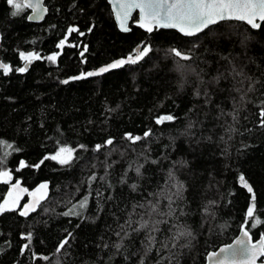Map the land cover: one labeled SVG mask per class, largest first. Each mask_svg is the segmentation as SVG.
<instances>
[{"label": "trees", "instance_id": "obj_1", "mask_svg": "<svg viewBox=\"0 0 264 264\" xmlns=\"http://www.w3.org/2000/svg\"><path fill=\"white\" fill-rule=\"evenodd\" d=\"M45 4L46 18L34 23L29 9L13 17L11 6L0 0V59L15 69L25 63L20 52L42 57L25 73L0 70V171L13 176L10 184L0 182V202L18 180L29 189L49 183L47 198L35 212L21 216L18 208L0 214V264H206L208 253L232 242L242 226L254 240L264 237V127L259 121L264 26L253 30L244 22L222 21L207 34L186 37L169 29L148 33L132 22L131 30L122 32L107 0ZM70 27L78 32L68 35ZM66 36L65 47L58 49ZM139 46H150L151 53L137 65L71 79L135 55ZM172 49L192 59L181 60ZM54 53H60L55 63L44 59ZM177 64L187 70L177 71ZM233 64L242 75L231 73ZM221 73L225 78L216 83ZM166 114L175 120L156 124ZM149 130L151 135L135 144L124 138L125 133L143 137ZM109 138L114 144L96 151ZM61 146L76 150L71 165L44 160L34 167ZM20 161L29 166L17 170ZM170 171L184 185L182 197L172 215L153 217L166 223L159 224L156 244L145 255V231L126 226L127 235L116 232L130 215L140 221L143 210L133 212L134 205L165 191ZM157 198L160 211L168 212V200ZM253 202L254 218H248ZM73 206L80 215H64ZM255 219L261 223L252 227ZM177 227L192 236L172 248ZM28 233L31 243L22 252ZM69 233V244L57 253Z\"/></svg>", "mask_w": 264, "mask_h": 264}, {"label": "snow or ice", "instance_id": "obj_2", "mask_svg": "<svg viewBox=\"0 0 264 264\" xmlns=\"http://www.w3.org/2000/svg\"><path fill=\"white\" fill-rule=\"evenodd\" d=\"M7 4L11 6L13 11L11 15L13 17L18 16L21 11L25 8L31 9L33 15L29 16L28 19L34 18H42V13L46 12L47 9L41 6V0H26L23 5L17 0H6ZM115 15L116 19L119 21V26L122 31L128 32L129 28L127 26V21L129 17H131L134 10H139V27L145 29L147 32L151 33L156 28L162 29H176L181 34L186 37H195L200 34H207V30L210 29L211 26L217 25L222 21H238L246 23L253 30H260L262 26H264V0H115ZM68 35H71L73 32H78V29L75 27H70L68 30ZM80 35H84V33H79ZM242 41L241 43H243ZM67 43V36L65 39H62L57 44L58 49H63ZM75 47V45H72ZM87 51V47L81 51V56L83 57L84 52ZM151 48L150 46H143L135 51V55H129L126 58H120L111 62L105 66L99 67L97 70L88 71L87 73H81L76 77H72L73 80H81L90 77L100 76L102 74L108 73L112 70L121 69L126 65H137L140 62L146 60V58L150 55ZM172 53L175 57L188 61L191 60L192 57L189 54L182 53L178 49H172ZM60 53H54L44 59H47L50 62L55 63L57 61ZM20 59L24 61V65L18 68L13 69L7 63H0V69L3 70L4 75H8L13 70L19 73H25L28 71V66L33 61L41 60L42 57L36 52H20ZM187 70L186 65L177 64V71L183 73ZM231 73L233 75H242V71L237 68L235 64L231 67ZM225 78L224 74L221 73L215 80L216 83L219 82L220 79ZM251 82L250 77H245ZM63 83H69V80L63 81ZM252 87H250L248 91H251ZM239 91V89H237ZM246 94V93H245ZM243 99V96L241 97ZM235 118V117H234ZM175 120V117L170 114L162 115L156 119V124L162 125L166 122H172ZM259 121L260 126L264 127V108L260 109L259 112ZM193 125H189L192 127ZM231 130V129H229ZM151 135L150 130L146 131L143 137L138 135H133L132 133H125V139L129 142L135 144L140 142L141 140L149 137ZM3 142H0L2 145ZM114 144V139H107L103 145L97 144L96 151H100L103 147H109ZM6 147L11 148L12 145H6ZM81 148L84 146L81 145ZM75 149L68 146L59 147L58 151L55 154L45 156L38 164L34 165V167L39 168L41 164H43L44 160H53L58 162L61 166H68L73 163V161L77 158L75 155ZM7 155V154H5ZM155 162V161H154ZM4 163L3 159H0V164ZM24 161H20L19 167L17 170L28 167ZM142 167V166H141ZM137 174H140V167L135 169ZM96 176L93 175L90 177V180H95ZM239 180L243 187H245L249 193L253 192L252 187L249 186L245 177L241 175ZM12 181V175L9 171H0V182L10 184ZM170 193L167 191L168 189H173ZM184 185L180 182H175V177L173 172H169V179L167 182V188L165 191H162L153 195V199L144 204L134 205L133 212H136V209H142L143 215L141 216L140 221L134 222L131 219V215L129 219L125 222V225H119V231L116 232L118 237L121 236V233L127 235L124 232L125 227L131 228V230L135 233H140L142 230L145 231V255L151 251L152 247L156 244V238L154 233L159 230L160 223H166V220H154V216H170L173 214V204L176 203V200L182 197ZM47 183H41L35 191L30 192L26 188H22L20 182L17 181L15 184H12L11 191L7 194V198L0 202V214L15 211L20 208V200L22 199V193L27 192L30 197H32V202L27 203L23 206V208L19 211L21 216H27L31 212H35L38 207L41 206L42 201L47 198ZM132 189H136V185H132ZM157 197L166 198L168 200V212L164 213L160 211V202ZM252 200L255 201V197H252ZM87 205V200H82L79 204V207L83 209ZM255 203L247 209V217L254 218V210ZM140 215L139 213H136ZM64 215H77L80 213L75 210V206L70 208ZM144 217H147L145 219ZM136 223V226L133 227V224ZM261 221L259 219H255L252 227L260 224ZM243 237L241 239H237L234 245H228L220 248L218 252H211L208 254L209 264H257V260L260 257H264V237H262L259 242L253 243L252 237L250 235V230L246 226H242ZM65 237L59 245L57 246L56 252L60 253L68 244L69 237ZM191 232L182 231L180 227L176 228V231L172 236L171 247L176 248L179 245V241L184 237H191ZM28 243L23 245L22 252L24 249H28L31 243V233L23 236ZM117 248L120 245H116ZM44 259H48L44 257ZM143 264V261H141ZM264 264V261L261 262Z\"/></svg>", "mask_w": 264, "mask_h": 264}, {"label": "water", "instance_id": "obj_3", "mask_svg": "<svg viewBox=\"0 0 264 264\" xmlns=\"http://www.w3.org/2000/svg\"><path fill=\"white\" fill-rule=\"evenodd\" d=\"M23 2L25 3L26 0H23ZM107 2H108V3L110 4V6H111V9H112V12H113V15H114V19H115V21H116V23H117V26H118L119 30L122 31L121 28H120V26H119V21L116 19V15H115V7H114L115 0H107ZM41 6H42L43 8H46L47 11L42 13V18H34V19H31V20L29 19L31 22H34V23H41V22H43L44 19L46 18L49 9H48L47 5L45 4V0H41ZM29 10H30L29 16L33 15L32 10H31V9H29ZM135 14H138V19L135 20V21H133V18H134V15H135ZM29 16H28V17H29ZM132 22H133V24H134L135 26L139 27V10H134L133 13H132V15H131V17H129V19H128V21H127V26H128V28H129V31L131 30L130 25H131ZM140 28H141V27H140ZM141 29L144 30V31H146V30L143 29V28H141ZM156 29H162V28H156V27H154L153 31H155ZM169 30H176V29H169ZM129 31H128V32H129ZM153 31H152V32H153ZM176 31H178V30H176ZM122 32H124V31H122ZM146 32H147V31H146ZM152 32H151V33H152ZM178 32H179V31H178ZM148 33H149V32H148ZM179 33H180V32H179ZM180 34H181V33H180ZM182 35H183V34H182ZM139 48H141V46H139L138 49H139ZM0 63H5V62H4L3 60L0 59ZM30 65H31V64H30ZM30 65H29V66H30ZM29 66H28V68H29ZM0 70H2V69H0ZM250 235H251V237H252V241H253V243H257V242H259V240L263 237V236H262V237H260V238H258V239H256V240H254V238H253V236H252L251 233H250ZM241 238H244V237H243V231H242V230H241L240 233H239V234L233 239L232 242H230V243H228V244H224V245L220 246L217 250H214V251H211V252H218V251L220 250V248H222V247H225V246H228V245H234V244H235V241H236L237 239H241ZM211 252H209V253H211ZM209 253H208V254H209ZM262 261H264V257H260V258L257 260V264H261ZM206 264H209V261H208V255H207Z\"/></svg>", "mask_w": 264, "mask_h": 264}, {"label": "rangeland", "instance_id": "obj_4", "mask_svg": "<svg viewBox=\"0 0 264 264\" xmlns=\"http://www.w3.org/2000/svg\"><path fill=\"white\" fill-rule=\"evenodd\" d=\"M2 171H8V170H2ZM11 175H12V174H11ZM12 178H13V176H12ZM18 181L20 182V185H21L22 188H26V189H28L30 192L35 191V189L41 184V183H40L38 186L34 187L33 189H29L27 186H24L20 180H18ZM16 182H17V181H16ZM16 182H15V183H16ZM15 183H14V184H15ZM42 183H47V184H48V189H47V195H48V192H49V183H48V182H42ZM247 183H248V182H247ZM11 187H12V186H11ZM9 191H11V188H10ZM9 191H8V193H9ZM8 193H7V194H8ZM21 195H22V199H21L20 202H19V203H20V210L23 208V206H24L25 204L32 202V197H30V196L28 195L27 192L22 193ZM6 198H7V195H6Z\"/></svg>", "mask_w": 264, "mask_h": 264}]
</instances>
